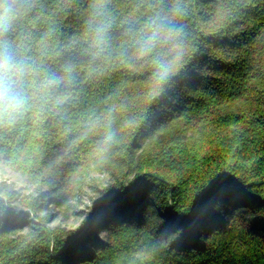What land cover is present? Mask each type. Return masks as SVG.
<instances>
[{
  "label": "trees",
  "instance_id": "trees-1",
  "mask_svg": "<svg viewBox=\"0 0 264 264\" xmlns=\"http://www.w3.org/2000/svg\"><path fill=\"white\" fill-rule=\"evenodd\" d=\"M0 55L29 86L0 168L37 187L0 184V264H264V0H26Z\"/></svg>",
  "mask_w": 264,
  "mask_h": 264
},
{
  "label": "rangeland",
  "instance_id": "rangeland-1",
  "mask_svg": "<svg viewBox=\"0 0 264 264\" xmlns=\"http://www.w3.org/2000/svg\"><path fill=\"white\" fill-rule=\"evenodd\" d=\"M112 181V177L104 172L98 171L90 174L79 191L72 197L61 201L55 195L46 193L47 210L50 211L49 225L60 227L63 230L78 229L88 214L98 203L102 190ZM0 184L8 186L17 193L19 197L36 194V185L28 176L20 175L9 168H0ZM17 206H20L17 204ZM34 222L37 220L32 218ZM104 233L101 232L100 236Z\"/></svg>",
  "mask_w": 264,
  "mask_h": 264
},
{
  "label": "clouds",
  "instance_id": "clouds-1",
  "mask_svg": "<svg viewBox=\"0 0 264 264\" xmlns=\"http://www.w3.org/2000/svg\"><path fill=\"white\" fill-rule=\"evenodd\" d=\"M26 0H0V34L23 10ZM26 66L0 55V119L22 114L29 99Z\"/></svg>",
  "mask_w": 264,
  "mask_h": 264
}]
</instances>
